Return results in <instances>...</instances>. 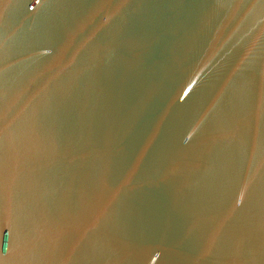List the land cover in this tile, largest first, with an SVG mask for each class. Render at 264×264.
I'll return each instance as SVG.
<instances>
[{
  "label": "water",
  "instance_id": "obj_1",
  "mask_svg": "<svg viewBox=\"0 0 264 264\" xmlns=\"http://www.w3.org/2000/svg\"><path fill=\"white\" fill-rule=\"evenodd\" d=\"M0 264H264V0H0Z\"/></svg>",
  "mask_w": 264,
  "mask_h": 264
}]
</instances>
